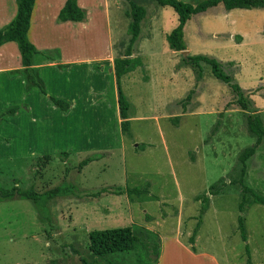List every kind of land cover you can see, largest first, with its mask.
I'll list each match as a JSON object with an SVG mask.
<instances>
[{
  "label": "rangeland",
  "instance_id": "1",
  "mask_svg": "<svg viewBox=\"0 0 264 264\" xmlns=\"http://www.w3.org/2000/svg\"><path fill=\"white\" fill-rule=\"evenodd\" d=\"M111 1L110 9L115 10ZM81 2L92 12L88 22L56 26L60 22L52 18L48 35L36 41L40 51L34 55L35 62L59 60V55L102 57L92 65L94 71L83 63L63 72L40 69L50 95H75L80 101L75 99L71 112L36 101L33 119L24 117L21 129L12 132L7 124L3 134H12V141H0V187L17 184L40 194L65 187L69 192L45 201L41 196L46 213L32 199L0 200V264H82V259L90 264H157V240L140 234L142 227L160 235L167 254L175 256L170 264H211L200 255L203 252L241 264L246 241L252 264H259L264 257V204L253 202L238 183H230L239 175V151L254 142L235 93L213 75L210 64H186L182 53L169 47L166 35L177 24L171 6L141 0L156 26L148 35L150 21L140 22V46H132L130 68L121 76L129 116V129L121 130L117 87L102 91L106 76L95 70H106L115 57L124 55L128 22L118 16L110 33L104 1ZM222 10L219 4L215 10L190 15L184 27L188 54L221 60L220 71L250 90L247 94L264 119V42L236 49L222 35L213 36L225 32L222 28L229 23L211 18ZM12 47L20 63L18 44L13 42ZM5 49L0 59L11 60L12 48ZM200 69L202 78L197 80ZM65 150L66 157L61 154ZM90 155L98 159L78 168ZM249 164L246 183L264 196V175L255 160ZM211 183L224 187L212 198L208 194V207L200 213L201 198ZM126 186H147L150 193L118 190ZM104 187L108 191L99 193ZM239 216L246 241L238 230ZM199 219V255H192L197 232L193 244L188 238ZM120 226L137 230L141 243L135 249L101 257L90 252V230Z\"/></svg>",
  "mask_w": 264,
  "mask_h": 264
},
{
  "label": "trees",
  "instance_id": "2",
  "mask_svg": "<svg viewBox=\"0 0 264 264\" xmlns=\"http://www.w3.org/2000/svg\"><path fill=\"white\" fill-rule=\"evenodd\" d=\"M129 5L128 15L130 17V22L128 24V34L129 44L125 49L124 55L121 57H115L113 59V74L115 77V83L117 86V106L118 113L121 119L120 128L121 130L127 131L129 129V116L127 113V104L125 101V95L120 87L121 76L130 68L131 64V48L136 42L139 36L140 21L145 16V9L143 6L131 1L126 0ZM157 4L161 6H171L177 14V24L176 26L166 35L169 47L176 51H181L187 49L186 43L184 41V26L191 14L205 13L209 9L222 4L225 10H230L232 8H252V7H263L264 0H198L194 3L185 2L182 0H154ZM17 2V12L15 17L5 26L0 28V45L5 42L14 41L18 44L21 62L24 66L28 67L32 64V59L34 55L38 52L35 45L28 39L27 32L30 26L31 12L34 6V0H16ZM86 18V12L81 8L77 0H66L64 6L60 9L57 19L61 22L71 20V21H83ZM183 60L186 64H197L200 62H206L211 65V71L213 75L226 83L230 89L235 93V103L243 111V116L245 119V125L248 133L254 137V142L251 145L242 148L238 155L237 161L241 164L239 175L230 179V183H238L242 188L245 195H250L252 201L264 204V196L255 192V190L250 187L246 182L247 175V160L254 155L257 148L260 146L264 140V122L260 113L254 106L251 98L247 92L241 88V86L230 76L222 73L220 71V66L223 65L221 60L217 58H212L206 55H185ZM29 72V82L35 84L41 92L45 94L44 86L42 81L36 76V71L34 69H28ZM198 79L202 78V70L198 72ZM189 98V95L187 96ZM52 103L62 110H66L69 107V103L62 98H55L53 96L49 97ZM18 105H12L7 107L4 111L0 112V124L4 122L7 117L12 116L18 110ZM213 128L212 130L215 132ZM61 154L66 157L69 154L68 150L62 151ZM44 159H49L48 155L43 156ZM98 159V155H90L85 159L81 160L78 164V168H82L88 162ZM39 162V161H38ZM43 165H39L42 167ZM40 169V168H38ZM216 183H211L207 188V195L201 198L200 213H202L208 202L209 195H217L224 187L220 185L215 187ZM120 192H126L127 194H141L150 193L147 186L140 187L126 186L125 189L118 187ZM108 189L104 187L101 192H107ZM118 191V192H119ZM69 190L65 187H54L46 190L44 193L40 194L33 189H21L17 184H14L10 188L0 187V200L12 199L14 197L18 198H28L32 199L38 203L39 210L44 213V202H39L40 197L43 196V200L52 198L58 194H66ZM200 198H198L199 200ZM46 213V212H45ZM200 219L196 222V227L194 228L192 234L189 237V242L193 244L194 236L197 228L199 227ZM140 234L144 232L147 236H151L157 240L158 245L156 246L157 251L155 253L154 261H156L158 256V249L160 247V237L158 233L145 228L140 229ZM238 230L243 241H246L247 236L244 231L243 218L238 217ZM137 231V230H136ZM135 229L131 226H120L106 229H93L88 232L89 250L93 255L98 257L105 256L110 253L116 252H130L137 244L141 243V238L137 234ZM143 233V234H144ZM246 254L249 255V247L246 244ZM249 257V256H248ZM249 262V258L247 259ZM82 264L86 263L82 259Z\"/></svg>",
  "mask_w": 264,
  "mask_h": 264
},
{
  "label": "crops",
  "instance_id": "3",
  "mask_svg": "<svg viewBox=\"0 0 264 264\" xmlns=\"http://www.w3.org/2000/svg\"><path fill=\"white\" fill-rule=\"evenodd\" d=\"M65 1L66 0H34V6L32 9V12H31L30 26H29V29L27 32V36H28V39L35 45L38 52L40 51V49H39L38 45L36 44V41L40 42L42 36L45 37L48 35V33H49L48 30L51 27V19L54 17H56V18L58 17V13H59L60 9L64 6ZM103 1L105 3V6L102 8H104L103 11H104V15H105L107 29L110 31V33H111V30H113L116 27L117 22H115L116 21L115 19L118 16L124 18V20L127 21L129 24V22H130V17L128 15V12H129L128 6L129 5H128V2L126 0H124V1L112 0L111 3H112V6H115V10L110 9L109 0H103ZM131 1H133L137 4L139 3V5H141V0H131ZM146 1L151 2V0H146ZM77 3L81 8H83L85 10L86 18L82 22L87 23L92 12L90 13L88 7L85 6L81 2V0H77ZM97 8H100V5ZM216 8H217V6L213 7L212 10H215ZM16 12H17L16 0H0V25H1L0 28L5 26L6 24H8L15 17ZM145 12H146L145 16L142 18L141 21H144L147 19L150 21L147 34L151 35L152 32H150V30L154 31L155 30L154 27L156 26V24H155L156 22L154 21L155 17H153V14L150 15L146 9H145ZM190 17L188 18V20L190 19ZM211 18H213L216 21H223V20L228 21L229 20V23L226 24L227 22H225V26L222 28V29H225V32H214L213 36L218 37L219 35H222V37L224 39H227L226 40L228 42L227 45H229L230 47H234V48L238 49V47L243 48V47H246L248 45H251L252 42H257V41L258 42H264V8L263 7H253V8H239L238 7V8H232L230 10H224V11L222 10L218 14L214 13ZM59 22L60 23L56 24V26H64L66 24H71V23L80 22V21L67 20V21H63V22L59 21ZM70 29H72V28H70ZM139 34H140V29H139ZM138 37H140V36H138ZM254 37H255V39H254ZM252 39H254V40H252ZM140 41H141V39L137 38V40L135 42L136 45L140 46V43H141ZM13 42L14 41L5 42L2 45H0V52L5 54L6 53L5 48H8V46H10V49L12 48L11 52L13 54L11 57V60L10 59L9 60L0 59V112L4 111L7 107L12 106V105H18V107H19L14 115L7 117V119L0 124V136H1L0 141L1 142L5 141L7 143L9 141H12V134H7V135L3 134L5 131L4 127L7 124H10L9 126L11 128V130H10L11 132L13 131V129H19L20 130L21 129L20 125H22V119L24 117H28V119H30V121H31V119H33V117L35 115L36 101H38V102L43 101V102H46L48 105L52 104L53 106H55L49 98L52 95H50L47 92L45 83L39 75V74H41L40 69H42L44 67H48V68H51L55 72H57V70H61L63 72V71H67L70 68H72V66H74V64L83 63V64H87L88 66H91L90 69L94 71V69H92V65L94 63H97V62H95V60L102 58V57L96 58V57H92V56L90 58L89 57L88 58H86V57L82 58L81 56L77 57V55H75L74 58L70 57V56L63 58V57H61V55H59V60L45 59V60H42L40 62H35L34 57H33L32 64L30 66L26 67L22 64V62L19 63L18 54L15 53L16 50L14 49L15 50L14 51L13 47H12ZM112 43H113V41H111L110 44L112 45ZM53 45H56V44H53ZM56 47L59 49L58 46H55L54 48H56ZM186 47L189 49V47L187 45H186ZM110 52H112V50ZM110 52H108L107 55ZM12 59H13V61H12ZM28 69H34L36 71V76L43 83L45 94L43 92H41L40 89L35 84L29 82V80H28L29 79ZM128 70L125 72L126 74L128 73ZM95 71L98 72V74H104L106 76L107 83L104 86L102 91L106 90V92H108V90L110 88L112 89L114 87L115 88L117 87L116 83H115V77L113 74V71H114L113 70V60L106 70L101 69V70H95ZM120 81H121V78H120ZM36 90H39V92ZM244 90L246 92L250 91L248 89H244ZM116 92H117V88H116ZM89 96H91V95H89ZM53 97H55V96H53ZM55 98H60V97H55ZM62 99L66 100L69 103V107L66 110H62L60 108L59 109L62 111H66V112H71L73 110L74 106L76 105L75 99H77V101H80V99H78L77 96H75V95H70V96L64 97ZM116 103H117V99H116ZM254 106L261 115V111H260L259 107L256 106L255 104H254ZM55 107H57V106H55ZM117 108H118V106H117ZM261 117H262V115H261ZM119 119H120V116L118 113V121H119ZM262 120L264 122L263 117H262ZM2 129H3V131H2ZM263 148H264V146H262V144H260V146L257 148L254 155L247 160L246 180H248V177H250V168L251 167H250L249 161L251 162L252 160H255L256 166L259 168L260 175L261 176L264 175V151H261V150H264ZM260 152H262V153H260ZM101 155H102V153H101ZM210 196L212 198V196H214V195H210ZM248 196L250 197V195H247V197ZM207 207H208V205H207ZM201 225H202V220L200 221L199 227L196 230V232H197V235H196L197 249H196V251H194V246L191 247V250L193 251L192 255H199L196 253L199 252L198 251V242L199 241L197 239H198V231H199V228L201 227ZM246 236H247V233H246ZM159 237H160V235H159ZM160 243L162 246H161L160 253L158 252L157 264H168L169 261H171L175 258V256L173 254H167V251L165 250V246H164L165 244H164L163 240L161 239V237H160ZM246 244H248L247 241H246ZM200 255H205L204 258H206L209 262H211V264H221L219 262L220 260H223L224 263L226 261L227 264H231L230 262L227 261L228 259L222 258L221 255H215L213 253H205V252L200 253ZM248 258H249V262H247ZM232 264H238V262H235ZM241 264H252V253L250 251V248H249V255H247L246 251H245L244 262H242ZM259 264H264V257L261 258Z\"/></svg>",
  "mask_w": 264,
  "mask_h": 264
},
{
  "label": "water",
  "instance_id": "4",
  "mask_svg": "<svg viewBox=\"0 0 264 264\" xmlns=\"http://www.w3.org/2000/svg\"><path fill=\"white\" fill-rule=\"evenodd\" d=\"M180 52L182 53L183 56L188 54V50L187 49L181 50Z\"/></svg>",
  "mask_w": 264,
  "mask_h": 264
}]
</instances>
